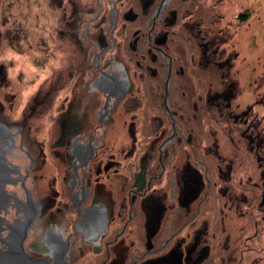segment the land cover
<instances>
[{
	"label": "flooded vegetation",
	"instance_id": "1",
	"mask_svg": "<svg viewBox=\"0 0 264 264\" xmlns=\"http://www.w3.org/2000/svg\"><path fill=\"white\" fill-rule=\"evenodd\" d=\"M35 2L46 9L55 1ZM120 82V91L104 89L109 98L95 111L93 128L88 102L82 112L70 102L52 105L43 88L27 113L26 104L13 105L21 102L16 92L0 97V264H264V102L254 116L251 105L227 96V86L203 101L227 117L235 159L210 164L211 180L202 161L203 173L196 163H174L171 145L179 141L168 102L171 129L152 174L154 152L140 154L141 133L124 132L114 116L133 90L132 81L125 92ZM46 107L57 115L41 127L36 113ZM124 138L129 145L113 148ZM212 151L219 157L216 146ZM11 210L23 214L11 220Z\"/></svg>",
	"mask_w": 264,
	"mask_h": 264
},
{
	"label": "rangeland",
	"instance_id": "2",
	"mask_svg": "<svg viewBox=\"0 0 264 264\" xmlns=\"http://www.w3.org/2000/svg\"><path fill=\"white\" fill-rule=\"evenodd\" d=\"M35 1L40 2V0H0V97L2 98L6 92H16L21 102L16 101L13 105L20 107L26 104L28 113L31 101L36 97L34 96L36 91L44 88L48 93L46 100L53 99L52 105L58 101L59 103L64 101L65 105L70 102L72 110L82 112L88 102L94 111H98L102 107V101L109 98V96H103L106 86L117 87L120 91L119 89L123 87H120V81L127 84L125 77L129 76L127 66L115 57L117 50L115 42L112 41L113 38L110 39V33H105L106 42L92 41L90 43L88 36L92 29L89 25L90 20L99 12L105 18L103 26L109 29L114 28L118 18L117 3L107 5L103 0H80V2L74 0V3L72 0H54L55 2L47 4L49 8L45 9L42 3L39 5ZM170 1L163 5L159 17L143 20L144 27L147 28L144 40L149 47L155 49L160 55L163 54L166 64L167 57L169 56L171 61V56L160 47L154 48V41L150 35ZM200 1L203 2L202 6L205 9L212 12V15L201 19L199 29L201 44L205 50L203 63L218 62L220 71L223 73V80L229 89L227 96L232 98L236 94L234 98L236 103L241 106L251 105L253 115L261 116L260 105L264 102V0ZM160 2L159 0L153 13ZM79 8H83L88 13L81 15ZM130 14L133 16V12ZM213 21L216 22L214 28L217 25L214 33L220 28V34L219 37L215 36L212 41H209L208 36L204 34L205 29L213 25ZM70 22L71 24L68 25ZM169 22H172V18ZM56 30L61 32V35L55 33ZM39 41L40 46H38ZM214 49L220 55L214 53ZM82 57L85 60L88 57V62L97 69V73L85 70L86 68L79 63ZM76 62L79 64L76 69L84 72L73 69ZM170 75L171 64L169 86ZM5 77L8 86L4 82ZM213 82H217V79ZM129 89L126 86L124 92ZM168 97L169 88L167 91L169 101ZM112 101L111 98L109 105ZM54 109L55 107H46V111L36 113L39 114L38 117L42 122L41 127L48 125L47 115H57ZM5 113L7 114V111ZM110 113L105 115V119ZM105 125L110 126L109 122ZM102 129L106 128L101 127V132ZM11 130L14 129L11 128ZM112 145L113 148L129 145V138L119 139ZM219 155L218 162L224 165L235 161L233 153L226 152ZM237 156L241 161V155ZM21 214L23 213L16 217ZM11 216L12 220L15 217L13 211Z\"/></svg>",
	"mask_w": 264,
	"mask_h": 264
},
{
	"label": "trees",
	"instance_id": "3",
	"mask_svg": "<svg viewBox=\"0 0 264 264\" xmlns=\"http://www.w3.org/2000/svg\"><path fill=\"white\" fill-rule=\"evenodd\" d=\"M142 1L121 0L117 3L118 18L113 29L103 26L105 18L101 13L97 18L95 14L89 23L90 29L92 28L89 38L90 43L106 42L105 33H110V39L113 38L117 50L115 57L127 66L133 90L121 100L114 116L119 117L118 121L124 132L131 129L132 132L141 133L139 152L142 154L146 149L154 152V174L159 171L158 145L171 129L162 102L167 65L165 59L144 40L147 28L144 27L143 20L151 15L159 0H145L148 1L145 10L142 8ZM197 3L199 4L196 5ZM202 4L200 0H171L169 6L162 11L160 20L155 23L152 38L155 46L171 56L168 102L177 127L176 139L179 141L171 145V154L176 150L174 163H196L203 173L204 167L199 165L198 160L202 161L208 168L205 177L211 180L214 177L209 165L218 162L220 157L213 153V146L217 147L219 154L226 153L231 152L233 142L227 117L203 102L207 98L211 99L214 91L223 92L226 85L223 73L217 65L203 63L205 50L201 44L199 29L201 19L212 15V12ZM130 12H133V16ZM86 13L88 12L83 8L80 10L81 15ZM215 23L213 21V25L205 29L204 35L208 36L209 41L215 36L219 37L220 28L214 33L217 26L214 28ZM81 60L79 63L85 70L97 73V69L88 62V57L86 60L82 57ZM78 65L76 62L73 69L82 71L76 69ZM214 79L217 82L214 83ZM91 116L93 128L97 124L94 108ZM158 132L160 133L157 134ZM130 139L133 141V137Z\"/></svg>",
	"mask_w": 264,
	"mask_h": 264
},
{
	"label": "water",
	"instance_id": "4",
	"mask_svg": "<svg viewBox=\"0 0 264 264\" xmlns=\"http://www.w3.org/2000/svg\"><path fill=\"white\" fill-rule=\"evenodd\" d=\"M168 1L169 0H161V2L159 3V5L157 6V8H156V10L154 12V17L159 16L161 8L163 7L164 4L168 3ZM157 49L160 51L159 48H157ZM169 59L170 58L168 56L167 57V71H166V74H165V77H164V81H163L164 86H163V91H162L164 109H165L166 114H168V115H170V109H169V104H168V99H167V91H168V88H169V70H170V64H171ZM125 78L127 80V88H130L131 87V82H130L128 76L126 75Z\"/></svg>",
	"mask_w": 264,
	"mask_h": 264
}]
</instances>
